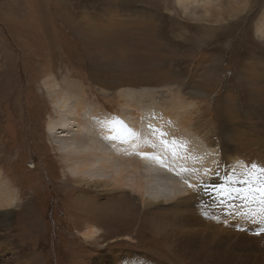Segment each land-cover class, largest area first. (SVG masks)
Returning <instances> with one entry per match:
<instances>
[{
  "label": "rangeland",
  "instance_id": "obj_1",
  "mask_svg": "<svg viewBox=\"0 0 264 264\" xmlns=\"http://www.w3.org/2000/svg\"><path fill=\"white\" fill-rule=\"evenodd\" d=\"M221 1L222 13L205 17L204 0H0V171L17 197L0 217V264H188L187 255L176 254L199 246L170 248L159 240L157 216L179 208H147L128 190L97 193L74 184L45 131L56 112L46 77L78 88L81 99L110 116L119 115L126 102L119 93L128 90L147 91L140 105L154 106L158 118L177 103L213 159L240 160L242 171L232 162L223 167L228 196L236 186L247 197L241 205L255 204L250 195L259 193L248 184L264 185V0H248L236 17ZM231 175L239 182L232 185ZM190 195L177 204L182 210L197 207ZM224 205H216L218 213ZM241 210L222 218L230 230L248 233L235 222ZM165 215L167 231L191 227ZM90 225L100 231L95 239L82 236Z\"/></svg>",
  "mask_w": 264,
  "mask_h": 264
},
{
  "label": "bare ground",
  "instance_id": "obj_2",
  "mask_svg": "<svg viewBox=\"0 0 264 264\" xmlns=\"http://www.w3.org/2000/svg\"><path fill=\"white\" fill-rule=\"evenodd\" d=\"M195 1L178 0L182 5ZM204 1L205 17L208 15L210 17L211 10L216 11L214 17L219 16L224 10L221 0ZM247 2L248 0H228L230 10L227 15L236 17L240 9H243L241 6L246 5ZM213 6L214 9H211ZM45 82L56 110L54 116L49 118L45 131L52 147L60 154L65 171L75 185L97 193L128 190L139 196L142 205L145 204L144 207L147 208L160 205H169L172 209L179 208L178 213L170 216L169 213H159L156 231L159 240L167 242L170 248L180 242L185 246L192 241L199 243L196 251L184 248L176 254L177 259L187 255L188 264H204L203 262L264 264V242H261L263 236L257 237L259 233H256L257 230L264 233L263 218H261L264 217V210L259 211L264 208L262 202L264 197H261V194L264 196V185L248 184L250 189L259 193L250 195L258 197L253 199L255 204L241 205L247 197H243L239 188L235 189L236 186H232L233 192L228 196L226 189L231 187L227 186L228 179H222L223 167L225 168L228 162L229 164L232 162L233 166L230 168L235 167L237 171H242L240 160L223 154L220 164L213 159L212 150L204 139L205 135H202L203 140L193 125L194 118L180 117V113L176 112L177 103H172L168 111L158 118L155 116L157 110L154 106L140 105L144 95L149 94L147 91L135 93L128 90L119 93V96L123 95L126 101L120 105L119 115L110 116L99 106L85 102L84 98L81 99L79 96L84 93L78 91V88L73 89V86L66 81L61 84L52 77H46ZM136 94L138 100L135 99ZM189 106L187 104L184 110L188 111ZM128 108L133 109L135 113L127 112ZM72 114L75 115L70 118ZM61 134L62 141L50 140L51 136L58 138ZM124 153L130 155L121 160L120 157H123ZM210 165H214L211 177L208 176L207 171ZM174 173L178 176L176 177ZM242 176L244 175L240 172L236 177ZM230 177L233 178L232 181L229 180L232 185L233 182H239L233 175ZM183 178L187 181L184 182ZM217 178H221L222 187L219 185L218 188L215 187ZM191 190L198 199L197 207L190 209L191 206H188L189 209L182 210L177 204L190 197ZM16 198L0 171V217L11 213ZM221 201L228 202L229 209ZM222 204L225 205L218 213L217 207ZM240 210L244 212L235 222H239L241 226L237 227L234 222L232 224L239 230L245 228L248 233L243 231L236 233L230 230L229 221H223L222 215L231 217L235 211L239 213ZM255 210L257 213H251ZM165 214L171 218V222L180 220L181 223L189 224L191 227L184 232L167 231L166 224L160 220ZM219 225H224L227 229L218 228ZM222 230L226 239L221 242L227 247L221 249L218 242ZM250 232L256 236L248 235ZM99 234V229L90 225L86 227L82 236L86 239H95Z\"/></svg>",
  "mask_w": 264,
  "mask_h": 264
},
{
  "label": "flooded vegetation",
  "instance_id": "obj_3",
  "mask_svg": "<svg viewBox=\"0 0 264 264\" xmlns=\"http://www.w3.org/2000/svg\"><path fill=\"white\" fill-rule=\"evenodd\" d=\"M46 213L49 214V213H48V209H47V212H46ZM51 215H52V211H51ZM48 217H49V215H48ZM50 220H51V219H50V217H49V221H50Z\"/></svg>",
  "mask_w": 264,
  "mask_h": 264
},
{
  "label": "water",
  "instance_id": "obj_4",
  "mask_svg": "<svg viewBox=\"0 0 264 264\" xmlns=\"http://www.w3.org/2000/svg\"><path fill=\"white\" fill-rule=\"evenodd\" d=\"M182 180H183L184 182L187 181V179H185V178H183Z\"/></svg>",
  "mask_w": 264,
  "mask_h": 264
}]
</instances>
